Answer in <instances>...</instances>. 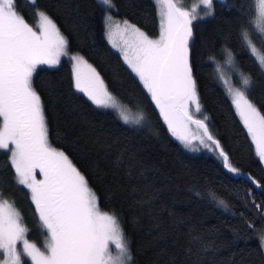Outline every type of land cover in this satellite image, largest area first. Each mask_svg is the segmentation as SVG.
<instances>
[{"label":"trees","instance_id":"1","mask_svg":"<svg viewBox=\"0 0 264 264\" xmlns=\"http://www.w3.org/2000/svg\"><path fill=\"white\" fill-rule=\"evenodd\" d=\"M196 1L181 0V4L188 7ZM112 3L115 17L152 38L158 36V13L152 0ZM15 6L28 23L36 20L37 10L46 13L67 39L68 52L82 56L118 102L142 111L148 119L142 128L129 127L113 112L96 108L73 88L67 59L33 75L49 143L86 177L100 210L117 216L129 244L130 264H264L258 239L259 230L264 229V165L212 63L225 61V50L230 51L239 69L251 76L253 84L246 94L264 114V74L241 37L249 27L251 0H214L213 15L193 22L190 46L200 114L207 116L209 130L240 175L224 167L218 152L216 157L189 153L169 135L143 85L105 41L98 1L35 0L33 4L15 0ZM252 38L264 47L256 35ZM249 176L261 187L252 184ZM14 177L9 154L0 150L3 198L14 202L21 213L29 229L27 239L44 248L46 232L30 194ZM213 194L225 201L227 209L211 198Z\"/></svg>","mask_w":264,"mask_h":264},{"label":"snow or ice","instance_id":"2","mask_svg":"<svg viewBox=\"0 0 264 264\" xmlns=\"http://www.w3.org/2000/svg\"><path fill=\"white\" fill-rule=\"evenodd\" d=\"M30 2L34 4L35 0ZM99 2L107 8L114 7L112 0ZM213 2L198 0L189 11L181 0H154L160 17L156 38L127 20L121 26L109 14L104 21L106 36L150 95L172 136L190 150H198L192 143L198 140L204 148L218 152V159L229 172L240 175L209 130L207 116L195 119L190 111V106L201 111L191 61L192 25L197 19L213 15ZM201 6L204 16L197 14ZM36 15L39 32L16 10L15 0H0V150L10 154L16 183L30 193L40 227L46 232L45 250L29 242V229L21 213L0 191V264H24V257L31 264H130L129 244L117 216L100 210L98 197L86 177L63 151L49 143L33 74L37 66L52 67L59 64L62 56H69L68 41L46 13L37 10ZM249 16V27L241 32L242 41L264 73V47H258L252 38L256 35L264 45V0H251ZM225 51L227 63L232 64V53ZM69 59L78 92L97 107L115 110L125 124L142 123L143 112L131 115L82 56L72 54ZM252 84L251 76L241 73V87L229 85L227 91L255 146L256 156L264 164V114L246 94ZM191 125L196 126V132ZM37 170L41 179L36 177ZM247 178L261 187L252 177ZM211 198L227 209L225 201L214 194ZM258 239L264 249V229L259 230Z\"/></svg>","mask_w":264,"mask_h":264},{"label":"rangeland","instance_id":"3","mask_svg":"<svg viewBox=\"0 0 264 264\" xmlns=\"http://www.w3.org/2000/svg\"><path fill=\"white\" fill-rule=\"evenodd\" d=\"M28 2L30 1V0H27ZM96 1H98V3L100 4V6H101V8H102V12H103V15H102V22H103V26H104V33H105V35H104V37H105V41L107 42V44H109V46H110V48L116 53V54H119L120 56H121V58H122V61H123V63L124 64H126L125 62H124V59H123V57H122V54H121V52L118 50V49H116V48H113L112 47V45L109 43V41H108V38H107V36H106V31H107V29H106V27H105V23H104V21H105V16L106 15H111L112 17H113V20L114 21H118V22H120V24H121V26H123V21L124 20H121V19H119V18H117V17H115L114 15H113V7L112 8H107L106 6H104L102 3H100L99 2V0H96ZM153 1V3H154V0H152ZM217 1H222V0H217ZM196 3H198V0L196 1V2H194V3H192V4H190L188 7H185V6H183L184 7V9L185 10H191L192 9V7H193V5L194 4H196ZM154 5H155V8L157 9V13H158V7H157V5L154 3ZM204 13H205V9L201 6L199 9H198V11H197V14L198 15H200V16H204ZM207 17H209V16H205V18H207ZM24 18V17H23ZM204 18V19H205ZM158 20H159V23H160V17H159V15H158ZM197 20H202V19H197ZM197 20H195V21H197ZM26 21V20H25ZM27 22V21H26ZM129 22V21H128ZM28 23V22H27ZM130 23V22H129ZM31 27H33V29L35 30V31H37V32H39V27H38V24H39V18H38V16L36 17V20L33 22V23H28ZM131 24V23H130ZM115 30V29H114ZM64 36V35H63ZM153 38H156V37H153ZM117 39H118V37H117ZM70 55H72V54H70L69 53V56ZM69 56H62L61 57V59H60V62H59V64L64 60V59H67L68 61H69V65H70V67H71V76L73 77V71H72V62L70 61V59H69ZM251 56V55H250ZM252 57V56H251ZM253 58V57H252ZM227 59H228V57H226L225 58V61H214V62H212L213 64H214V67H213V71H214V74H215V77H216V79H217V81H219V83H220V85L222 86V88L224 89V91L227 93V95H228V97H229V99H230V102H232V100H231V97H230V95L228 94V91H227V89H228V87H229V85L230 86H232V87H236V88H239V87H241V73H243L242 72V70H240L239 69V67L237 66V63L235 62V59H232V64H228L227 63ZM59 64H57V65H55V66H52V67H50V66H48V65H39V66H37V69H36V71L38 70V69H43V68H49V69H54V68H56ZM88 64V63H87ZM90 65V64H89ZM126 66H127V64H126ZM92 67V66H91ZM259 67V66H258ZM93 68V67H92ZM127 68H128V66H127ZM219 68V71L217 70ZM129 69V68H128ZM260 69V68H259ZM130 70V69H129ZM35 71V72H36ZM131 71V70H130ZM132 73V72H131ZM35 74V73H34ZM33 74V75H34ZM133 74V73H132ZM244 74V73H243ZM264 74V73H263ZM134 75V74H133ZM246 75V74H245ZM135 76V75H134ZM101 78V77H100ZM136 79L139 81V79L136 77ZM139 83L141 84V82L139 81ZM142 85V84H141ZM73 88L75 89V87H74V81H73ZM75 91H77L76 89H75ZM146 91V90H145ZM78 92V91H77ZM248 92V91H247ZM246 92V93H247ZM78 93H80V94H82L85 98H87L82 92H78ZM146 93H147V91H146ZM147 95H149L148 93H147ZM149 98H150V100H151V97H150V95H149ZM151 102H152V100H151ZM92 103V102H91ZM120 103V102H119ZM153 103V102H152ZM121 104V103H120ZM94 105V104H93ZM122 105V104H121ZM153 105H154V103H153ZM233 105V104H232ZM95 106V105H94ZM122 106H124V105H122ZM155 106V105H154ZM96 108H101V109H104V110H106V111H111V112H113L115 115H116V117L117 118H119V115H118V113L115 111V110H113V109H110V108H103V107H97V106H95ZM125 107V106H124ZM127 109H128V111H129V113L131 114V115H133V116H135L138 112H140L139 110H133V109H129L128 107H126ZM233 108H234V112L236 113V110H235V107L233 106ZM157 109V108H156ZM157 111H158V114H159V116H160V113H159V110L157 109ZM190 111L192 112V114H193V117L195 118V119H203V117L201 116V114H200V112H196V110H195V106H190ZM144 114V113H143ZM236 115H237V113H236ZM161 117V116H160ZM237 117H238V119H239V121H240V118H239V116L237 115ZM161 119H162V122L164 123V120H163V118L161 117ZM119 120H121L120 118H119ZM122 121V120H121ZM123 122V121H122ZM124 123V122H123ZM240 123L242 124V122L240 121ZM125 124V123H124ZM148 124V119H147V117H145V115H144V120L142 121V123L140 124V125H132V124H126L127 126H129V127H131V126H133V127H136V128H142V127H144V126H146ZM164 125H165V127H167V125L164 123ZM242 126H243V124H242ZM191 127V130L193 131V132H196L197 131V129H196V126L195 125H191L190 126ZM167 129H168V127H167ZM168 132H169V130H168ZM245 132L247 133V131H246V129H245ZM169 135L172 137V138H174L179 144H180V146L185 150V151H187V152H189V153H192V154H204V155H208V154H211V155H213L214 157H216V154H215V152H213V151H210L209 149H207V148H204L202 145H200L199 144V141L198 140H194L192 143H193V147L194 148H196V149H198V150H190L189 148H187V147H185L184 146V144L183 143H181V141L180 140H178V139H176L174 136H172V134L169 132ZM249 140H250V138H249ZM251 141V140H250ZM252 143V142H251ZM214 147V146H213ZM2 151H4V150H2ZM254 151H255V146H254ZM10 155V154H9ZM255 155H256V151H255ZM261 165H264V164H261ZM36 177H37V179H41L42 177L39 175V171L37 170L36 171ZM20 186H22V185H20ZM22 187H24V186H22ZM25 188V187H24ZM26 190H28L27 188H25ZM29 192V191H28ZM30 194V193H29ZM18 210V209H17ZM26 238H27V234H26ZM29 242H32V241H29ZM33 243V242H32ZM41 248V247H40ZM41 250H45V248H41ZM112 250H113V252H115V249H114V246H112ZM263 251H264V249H262ZM23 259H27L29 262H31L28 258H26V257H24Z\"/></svg>","mask_w":264,"mask_h":264}]
</instances>
